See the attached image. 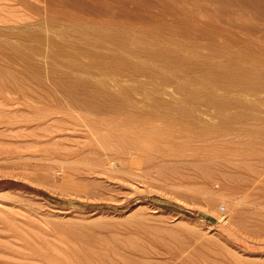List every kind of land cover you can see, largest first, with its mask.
I'll list each match as a JSON object with an SVG mask.
<instances>
[{
    "label": "rangeland",
    "instance_id": "obj_1",
    "mask_svg": "<svg viewBox=\"0 0 264 264\" xmlns=\"http://www.w3.org/2000/svg\"><path fill=\"white\" fill-rule=\"evenodd\" d=\"M134 1L0 0V264H264V177L253 176L255 167L259 166L257 160L264 159V82L258 80L264 73L257 74L260 77L252 74L258 80L253 84L256 88L253 90L254 78L248 73L251 79L245 78L246 74L243 73H237L239 77L232 76V80L228 74L218 78L211 74L214 78L211 75L209 77L214 80H207L209 87L206 82L207 85L196 82L193 77L195 74L181 72L187 68L181 66L182 69L173 74L164 62L160 66L157 62L134 56L135 62L145 64L147 74L127 77L119 83L109 75L94 73V70L103 69L100 65L97 67L98 64L88 71H78L63 63L67 61L72 64L76 61L80 64L79 60L72 57V53H77V50L69 41L83 40L93 28H131L133 34L142 37L143 32L153 30L148 23H153L152 19L165 24L170 22L172 16L185 17L183 22L190 24H196L193 19L196 15V18H206V21L214 23V27H206L207 30L221 40L224 37L230 43L234 41L233 46L238 47V44L251 39L252 43L248 44L261 46V42H264V14L261 11L263 15L259 11L254 12L256 7L253 5V9L250 5L242 6L238 0H231L232 6L228 0ZM193 1L197 4L208 3L210 9L205 10L199 4H193ZM136 2L140 7L135 6ZM150 3L154 8L147 6ZM151 11L154 13L150 14ZM228 16L230 20L233 18L234 22L237 21L236 24L233 22L235 26L232 20L229 22ZM246 30L252 32L253 36L257 33L253 37L255 43L252 34ZM219 31L225 32L223 37ZM259 31H262L263 39L259 37ZM148 46L155 48L153 45ZM103 51L116 54L114 50ZM186 54V57L189 56ZM86 55L81 56L80 60L89 62L90 58H94ZM169 56L173 58L174 55ZM96 60L97 57L94 62ZM203 60L198 62L207 64ZM217 61V65L225 69V65L221 66V61ZM201 62L195 63L202 66ZM237 62L233 64L234 69L244 65L243 69L249 71L254 67L253 63L242 65ZM261 65L259 67L264 72ZM150 67L156 70V75ZM234 69L231 68L232 72H236ZM53 70L58 73L72 72L90 77L93 81L103 80L104 85L96 81L94 83L104 87L101 89L98 85L101 91L109 90L106 93L94 91V101L95 96L110 94V91L113 94L129 91L132 96L136 94L135 100L143 92L149 96L156 94L163 97L170 103L158 108V113L164 117V114L167 116L171 112L169 115L175 116L182 126L177 127L173 121L169 123L158 119L147 123L150 128L157 126V129L148 131L145 138L139 136L137 144H122V140L126 142L123 137L126 140L132 137L122 125L98 124L99 127L94 128V125L85 124L84 121H80L83 125L67 121L54 122L53 118L57 114L64 118L82 115L88 119L94 114L72 111L54 104V95L64 100L66 98L63 89L55 82ZM34 75L41 82L35 80ZM220 80L222 83L215 85L214 82ZM248 82L250 92L245 86ZM182 85L184 89L180 90ZM203 87L209 90L204 92ZM187 90L188 93L185 92ZM217 92L220 95L225 93L220 98L227 99L226 102L219 101ZM237 92L241 95H236ZM203 93L211 95L214 100L217 98L218 105L227 108V113L225 109H220L225 115L229 113L230 120L233 118L231 112H237L233 115L237 114L238 119L234 116L231 123L225 115H220L221 111L216 110L219 107L217 104L208 103V106H213L209 108L200 101L203 107L206 105L205 110L199 104L196 105L198 99L194 98L196 101L191 100L190 103L183 100V97H189L187 95L202 96ZM143 96H139V99ZM232 96L236 98L234 102ZM237 96L242 104L238 102ZM221 103L225 104L222 106ZM229 104L230 108L227 107ZM173 106H181L186 110H177V113ZM187 110H191L189 112L195 117ZM242 111L247 119L249 117L248 120L246 116L242 118ZM250 113L254 116L250 117ZM195 114L204 124L223 123L222 127L226 124L222 118L226 117L228 125L222 129L211 126L203 131L206 138H210L201 139V136L196 137L187 132L190 126L188 122L199 120ZM245 124H252L247 127L254 130H243L246 129ZM75 126L78 127L75 129ZM98 132H109L111 135L107 140H102ZM66 144H75L72 145L75 147H66ZM195 163L198 164L196 168ZM203 165H209L208 169L213 172L214 179L217 177V182L214 179L209 182L204 178L199 168ZM220 170L226 178L221 174L218 176ZM214 185L216 189L212 188Z\"/></svg>",
    "mask_w": 264,
    "mask_h": 264
},
{
    "label": "bare ground",
    "instance_id": "obj_2",
    "mask_svg": "<svg viewBox=\"0 0 264 264\" xmlns=\"http://www.w3.org/2000/svg\"><path fill=\"white\" fill-rule=\"evenodd\" d=\"M126 1V0H125ZM132 2L131 3H134L135 1L134 0H131ZM142 1H144V0H142ZM192 1V0H191ZM224 1V0H223ZM229 2H230V6H232L231 5V0H228ZM240 3H241V5L242 6H245V5H250V8H252V6L251 5H253L254 7H256V9H258V10H256L255 8H254V12H256V11H261L263 14H264V0H238ZM128 2V1H127ZM130 2V1H129ZM161 2V1H160ZM160 2L158 3V4H160ZM185 2V1H184ZM225 2H227V1H225ZM228 2V3H229ZM137 4H135V6H139L138 5V2H136ZM145 3V2H144ZM147 3H149V2H146V4ZM232 3H234V2H232ZM153 4H155V3H153ZM162 4V3H161ZM193 4H196V5H198L199 4V6L201 7V8H203V9H205V10H208V9H210V7H209V4L208 3H195V1H193ZM234 4H237V3H234ZM102 5V4H101ZM100 5V8H102V6ZM105 5V4H104ZM128 5H129V3H128ZM141 5V4H140ZM180 5H181V3H180ZM184 5V4H183ZM238 5V4H237ZM240 5V6H241ZM134 6V5H133ZM134 6V7H135ZM147 6H151V7H153L152 5H151V3L149 4V5H147ZM157 6H159V5H157ZM156 6V7H157ZM164 6V5H163ZM162 6V7H163ZM104 7V6H103ZM105 7H107V6H105ZM126 7V6H125ZM140 7V6H139ZM142 8H143V6H141ZM150 7V8H151ZM160 7V6H159ZM237 7V6H236ZM249 7V6H248ZM147 8V7H146ZM149 8V7H148ZM154 8V7H153ZM153 8H151V10H156V9H153ZM158 8V7H157ZM242 8V7H241ZM102 9H104V8H102ZM114 9V8H113ZM126 9V8H125ZM130 9V8H129ZM137 9V8H136ZM163 9V8H162ZM166 9V8H165ZM238 9V8H237ZM249 8H247V10H248ZM253 9V8H252ZM251 9V10H252ZM120 10V9H119ZM127 10V9H126ZM132 10V9H131ZM131 10H130V12H131ZM159 10H160V8H159ZM233 12H236V11H234V8H232L231 9ZM231 10H229V12H231ZM244 9H242V11H243ZM91 11V10H90ZM106 11V10H105ZM111 11V10H110ZM141 11H142V9H141ZM160 11H162V10H160ZM240 11V10H239ZM130 12H129V14H130ZM134 12H136V11H134ZM138 12V11H137ZM140 12V11H139ZM138 12V13H139ZM147 12H148V10H147ZM226 12H228V11H226ZM228 12V13H229ZM259 12H257V13H259ZM260 12V14L261 15H263L262 13ZM118 13V12H117ZM137 13V14H138ZM152 13H154V12H150V14H152ZM239 13V12H238ZM251 13V12H250ZM141 14H142V12H141ZM146 14V13H145ZM145 14H143L144 16H145ZM147 14H149V13H147ZM192 14V13H191ZM194 14V13H193ZM253 14V13H252ZM259 14V15H260ZM130 15H132V14H130ZM157 15H159V14H157ZM206 15H208V14H206ZM239 15H240V13H239ZM248 15H249V13H248ZM257 15V14H256ZM147 16V15H146ZM225 16V15H224ZM227 16V15H226ZM230 16V15H229ZM228 16V20H229V22L233 19H231L230 20V17ZM243 16H245L244 14H243ZM242 16V17H243ZM251 16V15H250ZM254 16V15H253ZM264 16V15H263ZM196 17H197V15H196ZM193 18L195 21H196V24H194L195 22H193V24H190L189 22L188 23H185V22H183L184 20H185V17H180V18H178V16H172L171 17V19H170V22L169 23H165V24H160V23H158V22H156V20H154V19H152L153 20V23H151V22H148L150 25H151V28L153 29L152 31H149V32H143L141 35H142V37H140L139 35H137V34H133L131 31H132V29L131 28H127V29H125L124 30V28L123 29H120L119 27H113V28H109V29H103V28H100V29H95L94 30V28L91 30V32L90 33H88L87 35V37H83V40H78L79 42H74V41H69V44L73 47V48H75L76 50H77V53H72V57L73 58H75L76 60H79V63L80 64H78L76 61H73V63L72 64H69L67 61H62L63 63H64V65H69L71 68H74V69H77L78 71H88V70H90L91 68H93V66H95V64H98V66L97 67H99V65H100V67L101 68H103L102 70H100V71H95L94 70V73H97V74H104V75H109L110 77H112L113 79H114V81L115 82H121V80H124L125 78H127V77H138V76H142V75H146L147 74V69L145 68V64L143 65L142 63L143 62H135L134 60H133V56L134 57H139L140 59H148V60H151V61H153V62H157L159 65H160V63L161 62H164L163 64H166L167 66H166V68H168V70H169V72H172L173 74H177V72H178V70L180 69H182L183 67L184 68H187V69H185L184 71L183 70H181V72H183V73H185V72H187V75H188V73L189 74H195V76H193V75H190L191 77L193 76L194 78H195V80H196V82H198L199 84H202V83H204L205 84V82L207 83V80L208 79H210V77H209V75H215V77H217V76H221V75H225V74H228V75H231V76H228V77H232V76H237L239 73H243V75L244 74H246L244 77L246 78H250V77H248V75H247V73L248 74H251V76H253V83H252V86H253V90L254 89H256V88H254V82H258V80H260L261 79V81H263L264 82V80H262L263 79V75H261V77H260V75H257V74H261V73H264V72H262L261 71V69H260V65L261 66H263V68H264V45H263V43L264 42H261V46H259L258 44V46H256L254 43H255V41L256 40H254L255 38H253V37H256L257 36V33H256V36H253L254 34L251 32H248L247 30V32H248V34L250 33V34H252V36H251V38H253V44L254 45H250V44H248V42L249 43H252V41H251V39L248 37V40L250 39V41H248L247 43H244V44H238V43H240L241 42V40H246V38L245 39H240L239 40V42H238V40H237V44H238V47H237V45L236 46H233V43H234V41L233 42H231L232 43V45H231V43L228 41V40H226V39H223L224 37H223V35H224V31H219V33L222 35V40L219 38V37H217V36H215V35H213L212 33H210L208 30H207V28L206 27H214V23L212 22V21H206L205 19L203 20L202 18ZM209 17L211 18V15H209ZM252 17V16H251ZM255 17V16H254ZM50 18V17H49ZM120 18V17H119ZM189 18V17H188ZM60 19V18H59ZM213 18H211V20H212ZM51 20V19H50ZM111 20V19H110ZM139 20V19H138ZM146 20V19H145ZM234 20V19H233ZM231 21L232 22V25H233V22L234 21ZM54 21V20H53ZM125 21V20H124ZM164 21V20H163ZM222 21L223 22H226L225 20H224V18H222ZM55 22V21H54ZM65 22V21H64ZM111 22V21H110ZM132 22V21H131ZM146 22V21H145ZM230 22V23H231ZM235 22H237V21H235ZM234 22V23H235ZM53 23V22H52ZM51 23V24H52ZM83 23V22H82ZM228 23V22H227ZM236 24V23H235ZM235 24L233 25V26H235ZM238 24V23H237ZM102 25V24H101ZM238 25H240V23L238 24ZM28 26V25H27ZM107 26V25H106ZM109 26V25H108ZM107 26V27H108ZM243 26V25H242ZM60 27V26H59ZM64 27V26H63ZM72 27V26H71ZM76 27V26H75ZM110 27V26H109ZM132 27V26H131ZM237 27H241V26H237ZM251 27V26H250ZM254 27V26H253ZM66 28V27H65ZM69 28H70V25H69ZM220 28V27H219ZM245 27H243V29H244ZM247 28V27H246ZM256 28V27H255ZM134 29V28H133ZM234 29V28H233ZM251 29V28H250ZM72 30V29H71ZM259 30V29H258ZM260 30H262V29H260ZM264 30V29H263ZM211 31V30H210ZM142 32V31H141ZM262 31H259V33L258 34H260ZM264 32V31H263ZM213 33H214V31H213ZM58 34V33H57ZM220 34H218V35H220ZM245 34H246V32H245ZM262 35V33L259 35V37ZM145 36H147V38L145 37ZM195 36V37H194ZM249 36V35H248ZM262 37V36H261ZM260 37V38H261ZM234 38V37H233ZM79 39V38H78ZM228 39V38H227ZM231 39H232V37H231ZM239 39V38H238ZM257 39V38H256ZM262 39H263V37H262ZM230 40V39H229ZM233 40V39H232ZM235 40H236V38H235ZM264 40V39H263ZM258 41V40H257ZM243 42H245V41H243ZM242 42V43H243ZM235 43V44H236ZM260 43V42H259ZM234 44V45H235ZM148 45H153V46H155V48H150ZM168 45V46H167ZM202 46L205 48H203L204 50H202L201 49V51H197V49L198 48H202ZM230 46H233V47H230ZM49 48V47H48ZM114 50L115 52H116V54L114 53V52H112V53H107V52H105V51H103V50ZM35 51V50H34ZM33 51V52H34ZM119 51V52H118ZM38 52V51H37ZM95 52V53H94ZM118 52V53H117ZM114 53V54H113ZM184 53L186 54H189V56L187 55V57L184 55ZM84 54H87L88 56L89 55H91L92 57H94L95 59H96V57H97V59L98 60H96V62H94V58L92 59V58H90L91 59V61H90V59H89V62H83V61H81L80 59V57L81 56H84ZM169 54H171V55H174L173 56V58H170V57H172V56H169ZM226 54V55H225ZM19 55V54H18ZM86 55V56H87ZM112 55V56H111ZM27 56V55H26ZM34 56H36V55H34ZM38 56V55H37ZM41 56V55H40ZM168 56H169V58H168ZM43 58V57H42ZM87 58H89V57H87ZM201 58H204L205 60H203V59H201ZM28 59V58H27ZM198 60H203V62H205L206 61V63L207 64H205L204 65V63H202L201 61V63L203 64L202 66L199 64H196L195 62H197V63H200V62H198ZM217 60H219V61H221L220 63H219V65H225V69L226 68H230L229 70H225V69H221V67H219L218 65H217V63H218V61ZM28 61H31V60H29L28 59ZM236 61H238L237 63H239L240 62V64H242L243 65V63L246 65V63H253L254 64V67H253V69H249V71L247 70V69H243V66H241V67H239L240 66V64H236L239 68H237V66H236V68L237 69H234V62H236ZM52 62V61H51ZM166 62V63H165ZM222 63V64H221ZM51 64V63H50ZM234 64V65H233ZM61 65H63V64H61ZM92 65V66H91ZM161 66V65H160ZM181 66H182V68H181ZM180 67V68H179ZM154 68V67H153ZM163 68V67H162ZM183 68V69H184ZM231 68H233L234 70H236V72H232V70H231ZM245 68H247V66H245ZM248 68H250V67H248ZM56 69V68H55ZM98 69H100V68H98ZM66 70V69H65ZM68 70V69H67ZM150 70H151V67H150ZM155 70V69H154ZM154 70H151V71H153V73L156 71H154ZM230 70H231V72H230ZM26 71H28V70H26ZM17 72V71H16ZM149 73V72H148ZM238 73V74H237ZM35 74V73H34ZM53 74H54V79H55V82L57 83V85H58V87L59 88H61V90L63 89V94H64V96H65V98H66V100H64V98H60L58 95H57V97H56V95H54V104H56L57 105V107L58 106H61L60 108H65V109H69V110H77V111H80V112H85V114H87L86 112H88V113H92V114H94V117H92V118H86V117H84V116H82V115H80L79 113V115L80 116H70V117H61V116H59L58 114H57V112H55V114L54 115H56L54 118H53V120H54V122L56 121V122H62V121H64L63 123H66V121L69 123V122H73L74 124H80L81 125V123H80V121H84L83 123H85V124H89V125H94V128H96L97 126H98V124L99 125H101V124H104V125H112V126H114V125H117V126H119V125H122L123 126V128L125 127V132L127 133V131L128 132H130V134H132V137H130L129 135H128V137H130V139H128V140H126L125 139V137H123V139L126 141V142H124L123 140H122V144H127V143H133V144H137V142L136 141H138L137 140V138L139 137V136H142V137H146L148 134V131H152V129L153 130H156L157 129V126H153V127H149V126H147V123L148 122H154L155 120H158V119H163V120H165V121H167V122H175V124H176V126L177 127H180V126H182V124H181V122H179V121H176V119H175V116H172V115H169V113H171V112H169L168 114H166L167 116H165V112L163 113L164 114V117H163V115H161V114H159L158 113V111H157V109L158 108H161V106L162 105H164V104H169L170 102H168L167 100H165L163 97H160V96H155L156 94H154V96H153V94L151 95V96H149L146 92H143V94H144V96H143V94H141V95H139L140 97L141 96H143L142 98H140L139 99V96L137 97L138 98V100L136 99L135 100V93H132L134 96H132L130 93H129V91L127 92V91H125V90H123V91H125V94L121 91H118V92H114V94L113 93H111V91L110 92H108V93H110V94H106V95H103V94H101L102 96H100V95H98V96H95V101H94V95H92L93 93H94V91H96V92H99V93H101L102 91H104V90H102L101 91V89H103L102 88V86H101V84H98L99 86H101L100 88V90L98 89L99 87H98V85H96L95 83H97V82H99V83H102L103 85H104V81L103 80H91L90 79V77L89 78H87V77H83V76H81V75H79V74H73L72 72H65V71H62V72H60V73H58L57 72V70H53ZM85 74V73H84ZM149 74H151L152 75V72H150ZM155 74V73H154ZM159 74L161 75V73L159 72ZM186 74V73H185ZM252 74H256V76L255 77H260V78H258V80H257V78H255L254 77V75H252ZM2 75V74H1ZM6 75H8V74H6ZM156 75V74H155ZM158 75V74H157ZM160 75H158L159 77H160ZM179 75V74H178ZM211 75V77H213L214 78V76H212ZM154 75H152V77H153ZM180 76V75H179ZM227 76H224L225 78L227 77ZM241 76V75H240ZM250 76V75H249ZM34 79L35 80H37L38 82H41V80H40V78H38V76L37 75H34ZM115 77V78H114ZM147 77V76H146ZM162 77V76H161ZM238 77H239V75H238ZM237 77V78H238ZM155 78H158L157 76L155 77ZM163 78H164V76H163ZM218 78V77H217ZM222 78V80H223V76L221 77ZM220 78V79H221ZM237 78H236V80H237ZM241 78V77H240ZM159 79V78H158ZM168 79V78H167ZM189 79H190V77H189ZM188 79V80H189ZM193 79V78H192ZM231 80L233 79V77L232 78H230ZM251 79V78H250ZM249 79V80H250ZM257 80V81H254V80ZM27 80V79H26ZM149 80V79H148ZM153 80H155L154 78H153ZM152 80V81H153ZM161 81H162V79H160ZM169 80V79H168ZM187 80V79H186ZM210 80H212V79H210ZM209 80V81H210ZM214 80V79H213ZM213 80H212V82H213ZM222 80H220L221 82H214V83H216L215 85H217V83H222ZM228 80V79H227ZM227 80H226V82L225 83H227ZM236 80H234V81H236ZM238 80H239V78H238ZM237 80V81H238ZM248 80V79H247ZM28 81V80H27ZM96 81V82H95ZM160 81V82H161ZM164 81V83H165V80H163ZM171 81V80H170ZM191 81V83H192V80H190ZM194 81V80H193ZM216 81V80H215ZM236 81V82H237ZM243 81H244V79H243ZM251 81V80H250ZM260 81V82H261ZM95 82V83H94ZM172 82H174V81H172ZM211 82V83H212ZM239 82V81H238ZM154 83H155V81H154ZM180 83V82H179ZM194 84H195V81L193 82ZM223 83H224V81H223ZM246 83H247V81H246ZM15 84V83H14ZM96 86H95V85ZM153 84V83H152ZM173 85H174V83H172ZM177 84V83H176ZM194 84H193V86H194ZM208 84V83H207ZM207 84H205V85H207ZM230 84V83H229ZM238 84V83H237ZM236 84V85H237ZM241 84V83H240ZM243 84H244V82H243ZM242 84V85H243ZM119 85H121V83L119 84ZM155 85V84H154ZM157 85V84H156ZM179 85H181V84H179ZM213 85V84H212ZM212 85H211V87H212ZM225 85H227V84H225ZM260 85V84H259ZM264 85V84H263ZM115 86V85H114ZM140 86V85H139ZM201 86V85H200ZM208 86L210 87V85L208 84ZM214 86V85H213ZM223 86V85H222ZM228 86V85H227ZM229 86H232L233 87V84L231 85H229ZM228 86V87H229ZM245 86H250L249 85V82H248V85H245ZM257 86V88H259L258 87V84L256 85ZM261 86V85H260ZM23 87V86H22ZM119 87H121V86H119ZM141 87V86H140ZM154 87V86H153ZM183 87V85L181 86V89L180 90H182V89H184V88H182ZM185 88H187L186 86H184ZM196 87V89H197V86H194V88ZM205 87V86H204ZM203 87V88H204ZM216 87H218V86H216ZM228 87H226V88H228ZM239 87H241V86H239ZM247 87H245V89L247 88ZM251 87V86H250ZM112 88V87H111ZM155 88H157V87H155ZM193 88V87H192ZM191 88V89H192ZM201 88H202V86H201ZM200 88V89H201ZM205 88H207V87H205ZM205 88H204V92L206 91V90H209V89H206L205 90ZM225 88V87H224ZM225 88V89H226ZM229 88H231V87H229ZM228 88V89H229ZM234 88V87H233ZM106 89V88H105ZM123 89V88H122ZM154 89V88H153ZM188 89H190V88H188ZM190 89V90H191ZM216 89V88H215ZM214 89V90H215ZM218 89H219V87H218ZM220 89H221V87H220ZM232 89V88H231ZM238 89V88H237ZM240 90H242L243 89V87H242V89L241 88H239ZM238 89V90H239ZM244 89V90H245ZM262 89H263V87H262ZM261 89V90H262ZM19 90V89H18ZM107 91L109 90V89H106ZM106 90L104 91L105 93H106ZM155 90V89H154ZM157 90V89H156ZM155 90V91H156ZM198 90V89H197ZM223 91H224V89H222ZM233 90H235V89H233ZM249 90V87L247 88V91ZM191 91H195L194 89L193 90H191ZM191 91H189L190 93H191ZM215 91H217V89L215 90ZM219 91V90H218ZM229 91H231V90H229ZM236 91V90H235ZM256 92H257V90H255ZM120 92V93H119ZM181 92H183V91H181ZM185 92H187L188 93V90L187 91H185ZM184 92V93H185ZM197 92H199V91H197ZM201 93H202V91H200ZM211 93H214V92H212V90L210 91ZM209 91H208V93H210ZM220 92H222V91H220ZM225 92H226V90H225ZM239 92H242V91H239ZM239 92H237V93H235L236 95L239 93ZM245 92H246V90H245ZM248 92H250V90L248 91ZM255 92V93H256ZM258 92H259V90H258ZM263 93H264V91H262ZM82 95H81V94ZM103 93V92H102ZM115 93H116V95H115ZM117 93H119L118 95H117ZM121 93H123V95H121ZM142 93V92H141ZM184 93H182V94H184ZM218 93V92H217ZM229 93V92H228ZM227 93V94H228ZM252 93V92H251ZM146 94V95H145ZM193 94V93H192ZM204 94V93H203ZM202 94V96H201V94L199 95V94H197L196 96L195 95H187V96H189V97H185V99H184V97H183V100L184 101H187L188 103H190V101L191 100H193L194 98L195 99H198L197 101H198V103H196V105L198 106V104L200 103V101H202L201 103H204V104H207V106H208V103H211L212 105H213V103L214 104H220V103H218L217 101V98H215V100L213 99V98H211L210 96H207V94H204L203 95ZM219 94V93H218ZM217 94V95H218ZM223 93H221V95H222ZM227 94H226V96H227ZM234 94V93H233ZM240 95H241V93H239ZM238 94V95H239ZM244 94V93H243ZM254 94V93H253ZM252 94V95H253ZM259 94V93H258ZM258 94H255V95H258ZM121 95V96H120ZM200 97H199V96ZM220 95V94H219ZM218 95V96H219ZM221 95L219 96V101L221 100ZM224 95H225V93L223 94V97H224ZM229 95V94H228ZM230 95H231V93H230ZM254 95V96H255ZM261 95V94H260ZM259 95V96H260ZM186 96V95H185ZM213 96H214V94H213ZM216 96V95H215ZM214 96V97H215ZM225 96V97H226ZM235 96V95H234ZM196 97H199V98H196ZM202 97V98H201ZM229 97H231V96H228V98ZM233 97V96H232ZM238 98H237V100H239L240 98H239V96H237ZM233 99V102H234V99H236V98H232ZM262 99H264V98H262ZM217 100V101H216ZM223 100H225V101H223ZM226 100L227 99H222L220 102H226ZM229 100V99H228ZM241 100V99H240ZM240 100L238 101L240 104H242L241 102H240ZM194 101H196V100H193V102ZM230 101V100H229ZM53 102V101H52ZM233 102H231L230 101V103H233ZM238 102L236 103V104H238ZM221 103V104H222ZM203 104V105H204ZM225 104V103H224ZM224 104H222V106L224 105ZM211 105V106H212ZM244 105V104H243ZM194 106V105H193ZM199 106L200 107H203L202 106V104H199ZM206 106V105H205ZM205 106L203 107V108H205ZM211 106H208L209 108L211 107ZM216 106V105H215ZM219 107L218 108H216V110L218 109L219 111H223V109H225L226 107H220V105H218ZM226 106V105H225ZM230 104H229V106L227 105V107H229L230 108ZM239 106V105H238ZM246 106V105H245ZM53 107H54V105H53ZM196 106H194V108H195ZM207 107V108H208ZM213 107V106H212ZM211 107V108H212ZM173 108H174V110L177 112V110L178 111H181V112H184L186 109L185 108H183V107H181V106H177V107H175V106H173ZM199 107H197V109H198ZM220 108H223V109H220ZM234 108V107H233ZM227 109V108H226ZM225 109V110H226ZM254 109V108H253ZM258 109V108H257ZM55 110V109H54ZM53 110V111H54ZM72 110V111H73ZM192 110V109H191ZM191 110H187V112H189V111H191ZM205 110H206V108H205ZM209 111H210V109H208ZM224 110V112L225 113H227V111L228 110H226L225 111ZM236 110V109H235ZM50 111V110H49ZM58 111H60L59 109H58ZM76 111V112H77ZM202 111V110H201ZM203 111H204V109H203ZM202 111V112H203ZM222 111H221V113H220V115L221 114H223V116L225 115L224 114V112L222 113ZM251 111V110H250ZM255 111H256V109H255ZM254 110L252 111V112H255ZM51 112V111H50ZM69 112V111H68ZM191 112H193V110L191 111ZM216 113H217V111H215ZM214 112V113H215ZM229 112H231V111H229ZM238 112H239V110H238ZM66 113V112H65ZM175 113V112H174ZM178 113V112H177ZM190 113V112H189ZM232 113V116H233V118L230 120V118H228L229 117V113L227 114V115H225L227 118H228V120H230V122L232 123L233 121V119H235V118H237V114L236 115H233V114H235V113H237V112H231ZM243 113H245V112H243L242 111V115H243ZM246 113H249V111H246ZM191 114V113H190ZM189 114V115H190ZM253 114V113H252ZM52 115V114H51ZM193 114H191V116H192ZM196 115V114H195ZM216 115V114H215ZM241 115V116H242ZM86 116V115H85ZM219 116V115H218ZM231 116V115H230ZM234 116H236L235 118H234ZM246 116V117H245ZM253 116H254V114H253ZM252 115H251V113H250V117H253ZM52 117V116H51ZM84 117V118H83ZM192 117H195V116H192ZM196 117H198L197 115H196ZM219 117H221L222 118V116H219ZM226 117L224 118H222V119H225L224 120V124L226 123L227 125H228V123L227 122H225L226 121ZM243 117H245L246 118V120H248L249 119V117H248V119H247V115H243L242 116V118ZM83 120H82V119ZM199 118V117H198ZM255 118H256V116H255ZM255 118H253V119H255ZM238 119V118H237ZM252 119V118H251ZM194 120V119H193ZM220 120V119H219ZM245 119H243V121H244ZM246 120L244 121V123H246ZM192 121V120H191ZM191 121H189L188 122V124L190 125L188 128H187V132H189L190 134H192V135H194V136H196V137H200L201 136V139H209L210 137H207L206 138V136L204 135V133H203V131L204 130H207V129H209L211 126H217L216 128L217 129H222V128H225V127H227V125L225 126L224 125V127H222L223 126V123H218V124H214V123H212V124H210L211 122H209V123H205L204 124V122H202V120H200V118H199V120L198 121H193V122H191ZM235 121V120H234ZM222 122V121H221ZM237 122V121H236ZM248 122V121H247ZM83 123H82V125H83ZM243 123V124H244ZM249 123V122H248ZM236 124V123H235ZM247 124V123H246ZM246 124H245V126H246ZM64 125V124H63ZM237 125H239V124H237ZM236 125V126H237ZM249 125V124H248ZM247 125V126H248ZM250 125H252V124H250ZM249 125V126H250ZM231 126H234V125H230V127ZM236 126H234V127H236ZM246 126V129H243V130H254L253 128H248ZM70 127V126H69ZM78 126H75V129L77 128ZM99 127V126H98ZM103 128H104V126H102ZM101 127V128H102ZM238 127H240V126H237V128ZM251 127V126H250ZM63 128H67L66 126L64 127L63 126ZM233 128V127H232ZM248 128V129H247ZM74 129V128H73ZM240 129V128H239ZM160 131V130H159ZM94 133H96V131H94ZM124 133V132H123ZM121 134V133H120ZM127 134H129V133H127ZM127 134H126V136H127ZM58 135H61V133L60 132H58ZM110 133L109 132H107V133H99L98 132V136L103 140H107V138L108 137H110ZM116 135V134H115ZM124 135V134H123ZM118 136V135H117ZM125 136V135H124ZM191 136V135H190ZM119 137V136H118ZM191 137H193V136H191ZM214 137V136H213ZM213 137H211V138H213ZM120 138V137H119ZM118 138V139H119ZM135 138H136V140H135ZM189 138V137H188ZM167 139V138H166ZM190 140V139H189ZM119 141H120V139H119ZM64 143V142H63ZM167 143H169V141L167 142ZM60 144V143H59ZM65 144V143H64ZM63 144V145H64ZM72 145H75V144H72ZM72 145H67L66 144V147H75V146H72ZM72 149H74V148H72ZM72 152V151H71ZM196 153H197V151H196ZM234 153V152H233ZM213 154V153H212ZM214 156V155H213ZM210 158V157H209ZM254 158H258V157H254ZM192 159V158H191ZM200 159V158H199ZM198 159V160H199ZM251 159V158H250ZM253 160V159H252ZM251 160V161H252ZM255 160V159H254ZM256 161V160H255ZM257 162L259 163V166L258 167H255V169H254V171H253V176H254V178H262V177H264V159H258L257 160ZM221 163V162H220ZM195 166V168H196V166L198 167V164L197 163H195L194 164ZM250 166V165H249ZM199 168H200V172H202V174H203V176H204V178H206L209 182H210V180H213L214 179V174H213V172L211 171V170H209L208 168H209V165H203V166H199ZM233 171V170H232ZM222 173V171L220 170V172H219V174H218V176L220 175ZM236 173H238V172H236ZM221 175H224V177H225V174L223 173V174H221ZM217 178V177H216ZM215 178V179H216ZM226 178V177H225ZM193 179V178H192ZM214 179V182H217V180H215ZM219 179H221V178H219ZM257 180H259V179H257ZM193 181V180H192ZM260 181V180H259ZM255 184V183H254ZM191 185V184H190ZM211 185V184H210ZM213 185V184H212ZM215 185H217V183L215 184ZM215 185L212 187V188H214L215 187ZM218 187V186H217ZM210 188H211V186H210ZM251 188H252V186H251ZM250 188V189H251ZM214 189H216V188H214ZM253 189V188H252ZM206 190V189H205ZM223 190V188H221V190L220 191H222ZM225 190V189H224ZM217 192H219V190L217 191ZM245 192V191H244ZM204 194V193H203ZM245 194H246V192H245ZM247 196H249V195H247ZM226 201V200H225ZM237 201H239V200H237ZM241 201V200H240ZM228 202V201H227ZM232 202V201H231ZM231 202H229V203H231ZM226 203V202H225ZM225 203H224V205H225ZM241 203V202H240ZM233 204V203H232ZM235 204V203H234ZM236 204L238 205V203L236 202ZM223 205V204H222ZM227 205H228V203H227ZM230 205V204H229ZM233 209V208H232ZM229 210V209H228ZM230 211V210H229ZM228 211V212H229ZM231 212V211H230ZM229 217H231V214H230V216ZM210 235V234H209ZM136 247V246H135ZM218 253V252H217ZM219 254V253H218ZM208 255V254H207ZM109 257H110V255H109ZM233 257V256H232ZM120 258H121V256H120ZM113 259H116V258H113ZM123 259V258H122ZM148 259V258H147ZM111 260V259H110ZM118 260V259H117ZM126 259H124V261H125ZM214 260V259H213ZM220 260V259H219ZM115 261V260H114ZM215 261V260H214ZM120 262V261H119ZM236 262H237V260H236ZM128 263V262H127ZM215 263H216V261H215ZM115 264V263H114ZM219 264V263H218Z\"/></svg>",
    "mask_w": 264,
    "mask_h": 264
}]
</instances>
